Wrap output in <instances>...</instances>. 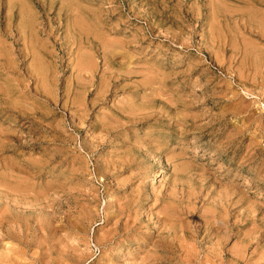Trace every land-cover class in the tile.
<instances>
[{"label": "rangeland", "instance_id": "1", "mask_svg": "<svg viewBox=\"0 0 264 264\" xmlns=\"http://www.w3.org/2000/svg\"><path fill=\"white\" fill-rule=\"evenodd\" d=\"M0 218V264H264V0H0Z\"/></svg>", "mask_w": 264, "mask_h": 264}, {"label": "bare ground", "instance_id": "2", "mask_svg": "<svg viewBox=\"0 0 264 264\" xmlns=\"http://www.w3.org/2000/svg\"><path fill=\"white\" fill-rule=\"evenodd\" d=\"M257 12V11H256ZM263 32V31H262ZM106 47V46H105ZM18 205V204H17ZM183 210V209H182ZM1 219V218H0ZM7 225V224H6ZM13 227V226H12ZM2 228H4V227H2ZM0 232H1V229H0ZM2 234V233H1ZM2 237V236H1ZM65 248V247H64Z\"/></svg>", "mask_w": 264, "mask_h": 264}]
</instances>
